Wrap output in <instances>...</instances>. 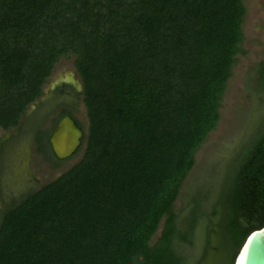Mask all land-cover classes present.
<instances>
[{
	"label": "trees",
	"instance_id": "16d2710c",
	"mask_svg": "<svg viewBox=\"0 0 264 264\" xmlns=\"http://www.w3.org/2000/svg\"><path fill=\"white\" fill-rule=\"evenodd\" d=\"M243 14L242 0H0V127L68 55L87 119L79 160L2 211L0 264L233 263L264 223V113L172 205L218 121ZM258 77L264 90V50ZM64 114L80 126L61 110L51 131Z\"/></svg>",
	"mask_w": 264,
	"mask_h": 264
},
{
	"label": "rangeland",
	"instance_id": "374dc122",
	"mask_svg": "<svg viewBox=\"0 0 264 264\" xmlns=\"http://www.w3.org/2000/svg\"><path fill=\"white\" fill-rule=\"evenodd\" d=\"M242 4L241 52L236 54L226 81L218 121L194 153L193 165L173 201L174 211L192 190L196 188V193L201 192L204 188L199 187L215 179L217 163L225 159L232 146L245 135L250 123L256 120L253 114L258 119L255 128L264 113V90L257 85L258 64L264 50V0H242ZM72 59L73 56L68 55L57 60L41 86V95L27 105L17 125L7 129L0 127V216L8 205H14L25 194L54 179L81 157L83 142L73 155L59 160L52 157L46 144L53 120L60 116L61 110L70 112L83 133L87 129L81 83ZM160 226L161 222L152 239Z\"/></svg>",
	"mask_w": 264,
	"mask_h": 264
},
{
	"label": "water",
	"instance_id": "95a60500",
	"mask_svg": "<svg viewBox=\"0 0 264 264\" xmlns=\"http://www.w3.org/2000/svg\"><path fill=\"white\" fill-rule=\"evenodd\" d=\"M81 137V127L68 114L62 115L48 137L54 157L62 159L73 154ZM232 264H264V223L246 235Z\"/></svg>",
	"mask_w": 264,
	"mask_h": 264
},
{
	"label": "flooded vegetation",
	"instance_id": "af4514ba",
	"mask_svg": "<svg viewBox=\"0 0 264 264\" xmlns=\"http://www.w3.org/2000/svg\"><path fill=\"white\" fill-rule=\"evenodd\" d=\"M74 90H75V88H74ZM75 91H76V90H75ZM37 110H38V109H35V113H37ZM50 133H51V132H50ZM49 135H50V134H49Z\"/></svg>",
	"mask_w": 264,
	"mask_h": 264
}]
</instances>
